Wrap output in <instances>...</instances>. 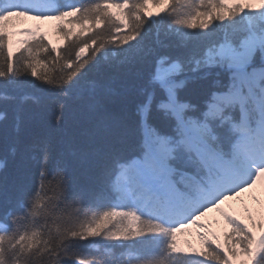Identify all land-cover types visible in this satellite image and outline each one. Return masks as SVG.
Wrapping results in <instances>:
<instances>
[{"label":"snow or ice","instance_id":"1","mask_svg":"<svg viewBox=\"0 0 264 264\" xmlns=\"http://www.w3.org/2000/svg\"><path fill=\"white\" fill-rule=\"evenodd\" d=\"M26 74L61 99L0 97V264H264V209L177 236L264 182V0H0V77Z\"/></svg>","mask_w":264,"mask_h":264},{"label":"trees","instance_id":"2","mask_svg":"<svg viewBox=\"0 0 264 264\" xmlns=\"http://www.w3.org/2000/svg\"><path fill=\"white\" fill-rule=\"evenodd\" d=\"M62 3L74 2V0H61ZM152 11H163L162 9H153ZM26 20L17 21V26L21 25ZM53 24V30L55 28L54 21H48ZM16 29V28H15ZM14 29V30H15ZM56 44L63 49L65 41L62 37L55 34ZM17 45L14 44V68H17L18 65L15 64V58L19 56V52L16 51ZM41 74H43L46 69H38ZM37 98L41 101L40 107L37 108L34 106L35 101L29 99L25 101L26 105H32L34 111H42L46 113L49 124L54 123L55 114L57 111V104L60 101L61 97L59 92L54 90H49L45 85H43L39 80L30 75H22L19 79L12 80L11 78L5 79L0 77V97H15L16 101H20L24 97ZM70 103V102H69ZM6 106L10 107L11 102H6L3 99H0V110H3ZM264 200V199H263ZM234 210V213L240 218L244 219L245 222L248 221V217L252 216L254 220L259 219V213L264 209V204L262 201L252 196V192L245 193L239 199L232 200L221 206V209L215 210L209 213L204 217L201 223L207 225L205 229H197L195 227L186 229L183 233L177 234L178 242L181 247L185 248V251L190 252L193 249L199 250L202 247V242L199 240V234L203 232L204 235L216 234L220 237L221 242H223V234L227 230L226 225L223 223L222 217H217V212H224L227 208ZM91 252H95V248L89 249ZM137 250H133V261H135V253ZM140 255L145 260L159 259V251L156 247L143 248L139 250ZM127 259V256H125ZM235 264H239V261H236Z\"/></svg>","mask_w":264,"mask_h":264},{"label":"rangeland","instance_id":"3","mask_svg":"<svg viewBox=\"0 0 264 264\" xmlns=\"http://www.w3.org/2000/svg\"><path fill=\"white\" fill-rule=\"evenodd\" d=\"M39 28L42 32L46 33L48 35V38L52 41V43L55 45L56 44V37L53 33V24L51 22H38L35 20H31V19H27L26 22H23L21 25L17 26L15 31H20L22 29H36ZM26 37H21V36H17L15 37L16 40H20V39H25ZM252 196L256 197L258 199V201H262V203L264 204V182H261V184H259L257 186L256 189H253L252 191ZM239 198H237L238 200ZM232 208V207H231ZM224 212H230V213H234L233 208H227ZM217 217H220V212H217Z\"/></svg>","mask_w":264,"mask_h":264}]
</instances>
